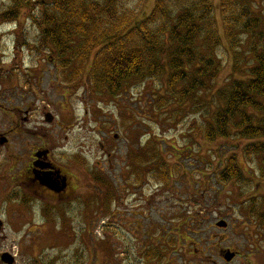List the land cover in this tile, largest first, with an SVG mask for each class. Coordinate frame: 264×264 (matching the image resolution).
<instances>
[{"label":"rangeland","instance_id":"obj_1","mask_svg":"<svg viewBox=\"0 0 264 264\" xmlns=\"http://www.w3.org/2000/svg\"><path fill=\"white\" fill-rule=\"evenodd\" d=\"M50 1L0 0V95L16 90L15 101L2 96L0 105L29 109L26 122L17 120L28 142L42 135L57 157L78 155L116 192L107 213V186L96 182L89 215L81 210L51 219L13 215L11 208L23 204L1 199L0 264L6 252L15 255V264H264V162L247 154L250 140L236 133L206 135L219 91L247 77L262 46L263 39L243 27L256 16L257 30H264V0H233L226 10L239 13L228 19L237 25L229 30L221 0H211V32L204 30L196 44L201 57H215L220 67L209 92L196 88L186 100L169 91L168 71L128 80L116 95L99 92L90 76L95 53L82 75L70 79L79 64L63 68L51 43H40L37 18ZM157 1L119 0L117 12L131 15L133 28ZM11 9L14 16L4 17ZM172 47L166 45L162 64ZM229 164L239 177L225 176ZM3 175L1 184L11 180L7 171ZM227 250L236 253L230 262Z\"/></svg>","mask_w":264,"mask_h":264},{"label":"trees","instance_id":"obj_2","mask_svg":"<svg viewBox=\"0 0 264 264\" xmlns=\"http://www.w3.org/2000/svg\"><path fill=\"white\" fill-rule=\"evenodd\" d=\"M232 1L221 0L226 20L239 13L226 10ZM118 2L52 0L43 4L40 20L37 18L43 28L40 43H51L63 68L74 66V62L79 64L80 67H72V70H78L70 73V79L82 75L85 62L95 49L100 48L90 71L91 81L99 92L105 90L106 94L116 95L128 80L158 76L166 73L164 71L170 73L169 91L182 100L196 88L211 90L220 62L212 56L201 57L202 48L196 44L204 30L211 32L207 21L212 9L211 0H158L153 13L133 28H128L131 15L118 14ZM12 10L3 16H14ZM156 21L158 24L154 27ZM251 22L243 28L253 39H263L262 46L255 54L247 77L233 79L219 91L217 110L206 135L212 139L236 133L250 140L247 154L260 155L264 162V30H257L258 17L252 18ZM226 26L228 30L237 27L234 20L226 21ZM167 44L173 47L166 65L160 62V56L167 51ZM178 84L182 85L180 91L175 90ZM133 159L137 164L138 156ZM225 169V176L241 175V171L230 164Z\"/></svg>","mask_w":264,"mask_h":264},{"label":"flooded vegetation","instance_id":"obj_3","mask_svg":"<svg viewBox=\"0 0 264 264\" xmlns=\"http://www.w3.org/2000/svg\"><path fill=\"white\" fill-rule=\"evenodd\" d=\"M4 92L8 94L0 97L15 101L14 88ZM17 110L16 105L10 108L0 105V180L5 178L4 171L11 179L2 184L0 181V201L7 198L19 201L23 205H14L10 213H24L31 218L37 213L65 218V214L81 210L80 214L89 215L96 207L94 167L90 170V165L80 162L77 156L57 157L55 147L42 135L32 145L17 121L26 122L23 114H28L29 109ZM110 190L114 195L116 189L110 186Z\"/></svg>","mask_w":264,"mask_h":264},{"label":"water","instance_id":"obj_4","mask_svg":"<svg viewBox=\"0 0 264 264\" xmlns=\"http://www.w3.org/2000/svg\"><path fill=\"white\" fill-rule=\"evenodd\" d=\"M46 119L48 122H52L53 121V116L50 115V114H47L46 116ZM219 226H222V227H226L227 226V223L225 221H220L218 223ZM235 257V253L234 252H231L230 250L227 251V253L225 254V258L227 261H231L233 258ZM2 260L6 263H9V264H12L14 259L9 255V254H4L2 256Z\"/></svg>","mask_w":264,"mask_h":264}]
</instances>
